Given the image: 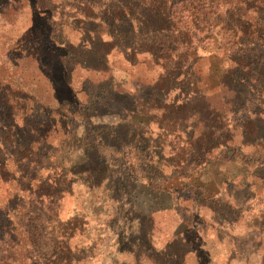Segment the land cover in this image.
Returning a JSON list of instances; mask_svg holds the SVG:
<instances>
[{
  "label": "trees",
  "instance_id": "obj_1",
  "mask_svg": "<svg viewBox=\"0 0 264 264\" xmlns=\"http://www.w3.org/2000/svg\"><path fill=\"white\" fill-rule=\"evenodd\" d=\"M53 1L0 0V9L13 6L12 15L16 17L18 6L27 3L34 17L15 40L16 59L3 58L1 62L29 61L45 74L58 103L46 111L54 114L55 110L64 131L69 120L78 119L90 126L91 118L98 117L101 108L121 120L128 118L124 101L131 95L132 109L139 114H145L143 110L161 112L159 125L164 137L176 142L177 152L172 154L177 164L197 168L205 161L220 160L246 148L250 160L244 172L253 168L252 188L264 191V0H57L59 11L51 6ZM71 24L90 41L89 47L83 39L76 46L68 42L58 45L64 28ZM216 41L218 48L209 51L208 43ZM113 50L131 65L141 56L144 63L160 68L151 93L144 96L143 88L135 86L130 94L110 82L116 96L80 105L78 92L86 90L73 80L74 68H96L95 64ZM206 50L228 65L218 73L213 88L200 93L195 75ZM82 52L90 63L83 59ZM178 87L185 90V99L166 102ZM100 94L96 90V96ZM215 96H219L220 108L212 102ZM1 114L0 133L4 137L0 136V182L17 183L18 191L10 197L0 193V264H82L84 259L72 260L78 251L77 245L71 246L76 230L59 218L57 193L43 194L31 184L34 176L30 172L37 174L43 165L40 140H46L55 129L51 126L58 123L56 118H49L50 126L39 118L34 125L29 124L34 115H28L23 106L1 109ZM188 122L194 123L190 133L184 126ZM18 130L36 137V141L16 140ZM126 133L130 135V131ZM36 142L39 144L33 156L32 144ZM252 185L244 189L249 191ZM257 219L261 225L258 236L263 237L264 209ZM143 233L145 251L159 256L149 234Z\"/></svg>",
  "mask_w": 264,
  "mask_h": 264
},
{
  "label": "rangeland",
  "instance_id": "obj_2",
  "mask_svg": "<svg viewBox=\"0 0 264 264\" xmlns=\"http://www.w3.org/2000/svg\"><path fill=\"white\" fill-rule=\"evenodd\" d=\"M29 6L21 3L18 17L12 15L13 6L0 9V120L1 109L21 106L28 115H34L29 124L34 125L39 118L50 126L49 118H56L58 123L51 126L55 129L50 130L46 140H40L43 165L37 174L30 172L34 176L31 184L43 194L57 193L59 218L76 230L71 246L77 245L78 251L72 260L84 259L82 264H264V236H258L261 225L257 219L264 209V191L252 188L253 168L244 172L250 160L247 149L205 161L197 168L177 164L172 154L177 152L176 142L164 137L159 125L161 112L143 110L145 114H139L132 109L131 95L124 101L128 118L121 120L101 108V114L91 118L90 126L78 119L69 120L64 131L55 110L54 114L46 111L58 103L45 74L29 61L1 62L3 58L16 59L15 40L34 18ZM51 6L59 11L57 0ZM72 27L64 28L58 45L68 42L76 46L83 39L89 47L90 41ZM208 48L214 52L218 41L208 43ZM209 51L195 75L200 93H208L220 70L228 65L225 59L208 55ZM81 55L89 62L85 52ZM95 65L93 69L74 68L73 80L86 90L78 92L80 105L116 96L110 82L130 94L139 86L147 96L160 73L159 67L144 63L141 56L131 65L114 50ZM96 90L103 96L97 97ZM184 91L176 88L166 102H182ZM219 96L212 99L218 108ZM193 125L185 124L186 132L190 133ZM15 133L16 140L36 141V137L21 130ZM36 143L32 144L33 156L37 153ZM248 184L252 186L246 191ZM168 186L174 190H159ZM0 190L10 197L18 191L17 183L0 182ZM144 231L159 256L145 251Z\"/></svg>",
  "mask_w": 264,
  "mask_h": 264
}]
</instances>
